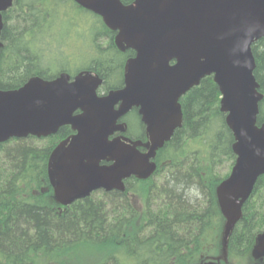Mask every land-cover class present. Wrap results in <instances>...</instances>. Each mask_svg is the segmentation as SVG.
I'll return each mask as SVG.
<instances>
[{
    "label": "trees",
    "instance_id": "16d2710c",
    "mask_svg": "<svg viewBox=\"0 0 264 264\" xmlns=\"http://www.w3.org/2000/svg\"><path fill=\"white\" fill-rule=\"evenodd\" d=\"M122 1L129 4L134 0ZM75 17L86 23L88 64L74 69L71 56L70 60L64 58L67 64L51 68V59L75 49L68 37L57 36L56 29L65 18L74 27ZM3 19L0 90L17 89L34 77L52 79L63 72L74 76L82 71L101 76L99 93L124 85L125 66L135 52L118 46L115 32L103 19L73 0H15ZM252 49L255 77L264 95V37ZM220 101L221 92L213 76L204 77L180 98L182 125L157 152L154 176L145 181L131 178L125 192L94 193L67 207L54 198L50 158L59 143L73 133L70 126L43 139L1 143L0 264H72V251L59 252L76 248L86 239H110L112 247L126 249L124 259L111 254L100 264H148L157 260L163 264H198L201 254L217 256L223 248L229 264L253 262L256 238L264 230V175L258 178L243 204L241 219L225 242V218L216 189L229 175L236 155L235 137ZM124 120L125 135L141 143L143 150L148 137L138 109L131 110ZM263 121L264 98L257 123ZM129 191L145 196L147 210L142 214L131 203Z\"/></svg>",
    "mask_w": 264,
    "mask_h": 264
},
{
    "label": "water",
    "instance_id": "95a60500",
    "mask_svg": "<svg viewBox=\"0 0 264 264\" xmlns=\"http://www.w3.org/2000/svg\"><path fill=\"white\" fill-rule=\"evenodd\" d=\"M13 1L0 0V36L3 12ZM75 2L101 16L117 33V43L135 51L124 86L99 95L103 79L87 72L73 80L67 73L52 80L34 77L18 89L0 90V143L71 125L76 133L52 163L57 201L69 205L99 189L123 191L126 178L152 172L158 150L182 125L180 98L212 75L235 137L236 161L216 189L226 242L264 174V121L257 123L264 95L252 49L264 37V0ZM135 107L146 125V151L121 135L110 138L126 131L120 120ZM253 256H264V230Z\"/></svg>",
    "mask_w": 264,
    "mask_h": 264
},
{
    "label": "rangeland",
    "instance_id": "374dc122",
    "mask_svg": "<svg viewBox=\"0 0 264 264\" xmlns=\"http://www.w3.org/2000/svg\"><path fill=\"white\" fill-rule=\"evenodd\" d=\"M83 20V19H82ZM76 24L74 27L71 26V22H69L66 18L63 19L62 22L57 24V32L59 33L60 37L66 39L69 38L68 41L72 42L75 45V49H69L65 52L64 56L62 57L59 55L57 58H53L48 63L51 68H57V66H63L68 62L64 59L68 57V60L71 59V56L75 59V62H72V67L74 69L82 67L88 64L87 56H86V49H87V41L85 40L84 32L86 29V23L83 21L78 20L75 17ZM74 31V33H72ZM70 32V34H68ZM73 34V35H72ZM135 121V118L133 119ZM36 142H38L36 140ZM131 203L138 209L144 208L145 205V196L141 193H136V196H131L130 198ZM213 246V245H212ZM118 247V246H117ZM112 247L110 244V239H105L103 241H95L92 239H86L77 244L76 248H71L70 250H61L59 254H66L72 251L71 259H73L72 264H100L103 260L108 258L111 254H115L120 259H124V253L126 249L119 247ZM205 249V246H204ZM208 249V248H206ZM58 264V263H56ZM69 264V263H68ZM243 264H261L256 262L255 258H253V262L244 261Z\"/></svg>",
    "mask_w": 264,
    "mask_h": 264
},
{
    "label": "flooded vegetation",
    "instance_id": "af4514ba",
    "mask_svg": "<svg viewBox=\"0 0 264 264\" xmlns=\"http://www.w3.org/2000/svg\"><path fill=\"white\" fill-rule=\"evenodd\" d=\"M0 52H1V49H0ZM60 130V129H59ZM137 210H139V212L142 214L143 213V210H147V207L146 206H144V208L142 209V207H141V209H138L137 208ZM141 227V226H140ZM161 257V256H160ZM160 257H156V259H160ZM199 258H201V260L198 262V264H216V263H211V261H213V260H215L214 258H215V256H205V255H200V257ZM134 258H132V260H133ZM173 260L175 261L176 260V257L175 258H173ZM157 261H160V260H157ZM157 261H155V262H150V263H148V264H160V263H157ZM161 262V264H163L164 262H162V261H160ZM134 264V263H133ZM135 264H137V263H135Z\"/></svg>",
    "mask_w": 264,
    "mask_h": 264
}]
</instances>
